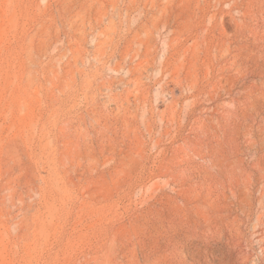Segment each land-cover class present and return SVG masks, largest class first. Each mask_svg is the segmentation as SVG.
I'll list each match as a JSON object with an SVG mask.
<instances>
[{
  "label": "rangeland",
  "instance_id": "1",
  "mask_svg": "<svg viewBox=\"0 0 264 264\" xmlns=\"http://www.w3.org/2000/svg\"><path fill=\"white\" fill-rule=\"evenodd\" d=\"M0 264H264V0H0Z\"/></svg>",
  "mask_w": 264,
  "mask_h": 264
}]
</instances>
